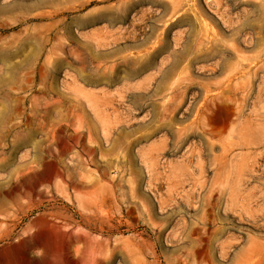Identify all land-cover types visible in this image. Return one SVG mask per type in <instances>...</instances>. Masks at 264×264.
I'll return each instance as SVG.
<instances>
[{"label":"rangeland","instance_id":"rangeland-1","mask_svg":"<svg viewBox=\"0 0 264 264\" xmlns=\"http://www.w3.org/2000/svg\"><path fill=\"white\" fill-rule=\"evenodd\" d=\"M145 5L140 0H0V45L12 46L18 58L9 63L22 64L23 71L44 63L50 52L52 60L59 40L62 47L85 35L68 36L62 21L84 12L93 18L86 30L115 26L121 29L120 42L129 35L140 42L151 32L144 16H155L156 52L191 51L166 82L170 87L184 80L180 88L186 100L169 125L154 132L156 137L167 132L170 139L160 157L166 171L153 184L138 150L48 156L51 142L16 145L14 134L6 133V125L24 123L22 118L0 124V264H264V0H146ZM21 43L28 48L20 50ZM201 45L217 55L196 59L193 52ZM224 58L232 68L233 98L226 101L232 115L211 150V157L220 159L209 162L202 147L205 176H198L195 153L192 176L176 184L167 175L178 173V162L202 143L192 137L176 140L170 129L176 133L192 122L194 108L218 90V80H226L229 71L219 65ZM173 63L174 57L157 60V79L159 70ZM243 70L251 79L245 101ZM6 84L12 82L0 81V91ZM227 143L233 144L223 156ZM167 160L170 167H164ZM216 166L221 196L211 191Z\"/></svg>","mask_w":264,"mask_h":264},{"label":"bare ground","instance_id":"bare-ground-1","mask_svg":"<svg viewBox=\"0 0 264 264\" xmlns=\"http://www.w3.org/2000/svg\"><path fill=\"white\" fill-rule=\"evenodd\" d=\"M54 45V44H53ZM59 45V44H58ZM200 45V43H199ZM56 46V45H55ZM54 46V47H55ZM18 47V46H17ZM12 46L10 44L8 45H0V68L4 71L0 72V81H6L7 79L10 80L12 82V85L10 84H6L4 87H2L1 91H0V104L2 105V107L0 108V124L3 123V122H6L7 120L9 119H13L14 116L16 117H20L24 120V123H21V124H27L28 127H30L32 130L36 129L37 131V128L39 130H44L46 131V129H43L44 127V124L50 120L53 116H60L61 118H64V117H67V115H69L68 111L66 109L63 110H58V107H59V104H61L58 100H55V99H50L48 98L49 96L47 95V83L46 82L48 79H53V75H55V73H57L56 71H58L60 68H62V64H61V61L60 59L57 60V57H59L58 55L56 56L54 53H53V58L52 60H49L50 56L52 55V52H50V55H48L46 58L47 60L44 62V63H37L35 62L34 65H31L26 71H23L19 68L20 65L22 64H11L9 63V59L14 56H18V53L17 52H12L11 50ZM20 50H25L28 48V46L25 44V43H21V45H19L18 47ZM53 48V47H52ZM13 49V48H12ZM17 49V48H16ZM40 51L43 49L39 48ZM18 50V49H17ZM17 50H14V51H17ZM39 51V50H38ZM54 52V51H53ZM191 51L189 50V48H184L183 50H180L178 53H175V58H174V63L171 65V67L169 68H164L161 72V75L159 76L158 78V82L156 84V89L154 90L155 91V99L154 101H152V109H153V120H155L156 122L158 121L159 122V125L157 127H154L152 128L150 125L151 121L152 120H148L145 124H141V123H137L136 125H131L130 128L128 129H120V132H121V135H118L116 137V139H108L110 138L107 134V143L110 144V148H120V149H123V150H126V151H130V148L132 146H137V150H138V153L140 154L139 156L141 157V161L143 163H145L144 165H146V168H147V172H148V183L150 184H153L155 183V181L157 179H159V175L162 174L164 171L161 170V156L165 154V150H166V147L168 145V140H169V136H167V132L160 135V137L153 141V142H150L148 145H141L143 141H147L149 137H151V134L152 132L156 131L157 129H159L160 127L164 126V125H169L168 122H169V119L171 117H173L172 115H176L177 113H179L178 111H180V108H181V105L183 102H185L186 100V91L185 89L183 88H180L182 83H184V80L183 81H177L176 79V82L174 80L170 81V82H173L172 84H174V82L176 83L175 86H169V83L168 85H166V82L169 80L170 78V74H171V71H173L174 68L178 67L187 57L190 56V53ZM23 53V52H22ZM58 53V52H57ZM150 53V52H149ZM194 57L196 59H200V60H203L205 61L206 59H208L209 57L211 56H215L217 55V51L214 50V49H211L209 50L208 47H206L204 49L203 45H201V47L197 48L194 52ZM227 53V52H226ZM143 54V53H142ZM37 55V54H36ZM132 55V54H131ZM137 55V54H135ZM148 55V54H147ZM22 56V55H21ZM46 56V55H45ZM141 56H144V55H141ZM229 56V55H228ZM13 57V58H14ZM23 57V56H22ZM26 57V56H25ZM37 57V56H36ZM49 57V58H48ZM61 57V56H60ZM59 57V58H60ZM128 57V56H126ZM138 57V56H137ZM15 58H18V57H15ZM14 58V59H15ZM123 58V57H122ZM125 58V56H124ZM123 58V59H124ZM142 58V57H141ZM10 59V60H11ZM20 59V58H19ZM131 59V58H130ZM225 61L223 64H219L220 65V69L222 72H225L226 70H228V75L226 77V80H218L216 83H215V87L218 88V90L214 93H212V95L210 97H207L206 101H204V105H202L203 107H195L196 105H193V101H191V105L193 106L195 110V118L193 119L192 122L190 123H187L185 125H183V127L181 126V129L179 132H176L173 130V129H170V132L173 134V137L174 139L176 140H182V139H185L187 137H192V138H195L197 139L199 142L202 143L201 146H198V145H195L192 149H191V152H188L189 154H187L183 159L182 161L178 162V170L179 172L172 175L171 173L167 175L168 179H172L176 182V184H181L183 183L184 181H186L189 177L192 176V172L190 169V166L193 162V157L195 155V153L197 154V158H196V161H195V166L198 168V176L203 178L205 176V164L201 161V156H202V153H201V148L203 147L206 151H207V155H209L211 157L212 153H211V150L214 148L215 146V140L216 139H219L221 138L222 134H223V131L225 130L226 126H227V123H228V120L229 118L231 117L232 113L229 109V105H226V101H230L231 98H233V96L231 97V94H232V91H233V74L231 75L232 73V68H227V58H224ZM18 60V59H16ZM25 60V59H23ZM54 60V61H53ZM63 60V58H62ZM128 60V59H127ZM64 61V60H63ZM126 61V60H125ZM130 61V60H129ZM133 61V60H132ZM23 62V61H22ZM40 62V61H38ZM140 62H141V59H140ZM122 63V62H121ZM128 63V62H127ZM134 63V62H132ZM32 64V63H31ZM99 64V63H98ZM131 64V63H130ZM64 65V64H63ZM102 65V64H100ZM112 65V64H111ZM132 65V64H131ZM135 65V64H134ZM130 66V65H129ZM82 67V66H81ZM97 67V66H96ZM107 67V66H106ZM109 67V66H108ZM114 67V66H113ZM132 67H135V66H132ZM152 67V66H151ZM112 68V67H111ZM115 68V67H114ZM113 68V69H114ZM136 68V67H135ZM144 68V67H143ZM0 69V70H1ZM112 69V70H113ZM116 69V68H115ZM160 69V68H159ZM62 70V69H61ZM104 70V69H103ZM102 70V73L104 72ZM110 70V69H109ZM111 70V71H112ZM137 70V69H136ZM158 71V70H157ZM135 72V71H134ZM91 73V72H90ZM102 73H100L102 75ZM93 74V73H92ZM105 74V73H103ZM119 74V73H118ZM128 74V73H127ZM133 74V73H132ZM136 74V73H135ZM154 74V73H153ZM113 75V74H112ZM152 75V74H151ZM243 75H244V80L242 78V81L243 82V90H244V94H243V97H242V101H245L246 99V92H248L251 88V79H249V76L247 75V71L246 70H243ZM56 76V75H55ZM157 76V75H156ZM93 77V76H91ZM172 77V76H171ZM243 77V76H242ZM55 78V77H54ZM90 78V77H89ZM111 78V77H110ZM126 78V77H125ZM152 78V77H151ZM51 79V81H52ZM85 79L87 80V77L85 76ZM116 79V78H114ZM150 79V77H149ZM179 79V78H178ZM246 79V80H245ZM84 80V78H83ZM91 80V79H90ZM106 80V78L104 79ZM110 80V79H109ZM241 80V79H240ZM88 81V80H87ZM93 81V80H92ZM99 81V80H98ZM119 81V80H118ZM117 81V82H118ZM150 81V80H148ZM66 82V81H65ZM91 82V81H89ZM94 82V81H93ZM102 83V81H99V83ZM110 82V81H109ZM112 82V81H111ZM121 82V80H120ZM125 82V81H123ZM68 83V82H67ZM67 83H63L64 85L66 84V86H70V84H67ZM108 83V81L106 82ZM113 83H116V82H113ZM156 83V82H155ZM74 84V83H73ZM72 84V86H73ZM105 84V83H104ZM122 84V82H121ZM54 85V83H53ZM119 85V83L117 84V86ZM125 85V84H123ZM122 85V86H123ZM49 86V84H48ZM65 86V89L67 90ZM75 86V85H74ZM70 86V89L73 88L74 90L76 88H74ZM106 86V84H105ZM108 86V85H107ZM116 86V85H115ZM113 86V88L115 87ZM53 87V86H51ZM111 87V86H110ZM56 88V87H55ZM83 88V87H82ZM118 88V87H117ZM116 88V89H117ZM124 88V87H123ZM54 89V88H53ZM69 89V88H68ZM69 89V90H70ZM103 89V88H102ZM105 89V88H104ZM104 89L102 91H104ZM50 90V88H49ZM55 90V89H54ZM73 90V91H74ZM78 90V89H77ZM80 90H83V89H80ZM78 92L80 95L82 96H79V94L75 93L77 96V98H79L78 100L79 101H82L80 100V97H86L87 95H85V91H83V94L82 91ZM109 90V88H108ZM113 90V89H112ZM58 91V90H57ZM64 91V90H63ZM62 91V92H63ZM71 91V90H70ZM71 91V92H73ZM74 91V92H75ZM106 91H107V88H106ZM111 91V90H110ZM105 92V91H104ZM115 92V91H114ZM120 92V91H118ZM117 92V93H118ZM124 92V91H123ZM122 92V93H123ZM47 93V94H46ZM70 93V92H69ZM69 93H66L69 95ZM102 93V92H100ZM110 93V92H109ZM116 93V94H117ZM121 93V92H120ZM122 93L121 94H118L120 96H122ZM62 94V93H61ZM71 94V93H70ZM74 94V93H73ZM71 94V95H73ZM99 94V93H97ZM96 94V95H97ZM125 94V93H123ZM45 95H47L45 97ZM52 95V94H50ZM70 95V96H71ZM111 95V94H110ZM53 96V95H52ZM57 96V95H56ZM105 96V95H104ZM124 96V95H123ZM235 96V95H234ZM94 97V96H93ZM97 97V96H96ZM119 97V96H118ZM126 97V96H125ZM124 97V98H125ZM52 98V97H51ZM56 98V97H55ZM73 98V97H72ZM102 98V97H101ZM107 98V97H106ZM115 98V96L113 97V99ZM122 97H120L121 99ZM56 99H59L56 98ZM61 99V98H60ZM76 99V97H75ZM112 99V98H110ZM112 99V101L114 102V100ZM119 99V100H120ZM43 100L46 105H45V109L42 110L39 105V102ZM71 101H73L72 99H69ZM78 100H76V102H79ZM84 100V99H83ZM93 99H91L92 101ZM107 100V99H106ZM117 100V99H116ZM122 100H124L122 98ZM65 101V100H64ZM64 101L62 103H64ZM75 101V100H74ZM90 101V100H89ZM90 101V102H91ZM111 102V100H109ZM108 101V102H109ZM219 101H224V103L222 105L219 104ZM232 101V100H231ZM69 102V101H68ZM125 102V101H124ZM137 102V101H136ZM236 102V100H235ZM82 103V102H81ZM123 103V102H122ZM240 103V102H239ZM43 104V102H42ZM68 104V103H67ZM72 103H70L71 105ZM78 104V103H77ZM80 104V103H79ZM78 104V105H79ZM85 104V103H84ZM91 104V109H95V107L92 106V102L90 103ZM93 104H94V101H93ZM114 104V103H113ZM117 104V103H115ZM121 104V103H120ZM64 105V104H63ZM69 105V104H68ZM69 105V106H70ZM74 105V104H73ZM76 105V103H75ZM74 105V106H75ZM97 105H98V102H97ZM124 105V104H123ZM127 105L130 106V103ZM240 105V104H239ZM67 106V107H69ZM85 106V105H83ZM101 106V105H99ZM115 106V105H114ZM133 106V105H132ZM131 106V107H132ZM143 106V105H142ZM82 107V106H81ZM106 107V106H104ZM113 108V112H114V115L110 112H106L107 110H109V106L106 107L105 109V112L103 111V113L97 115V116H100L103 121L104 119H109V120H114L116 122H118V125L120 124L119 122L120 121H125V119H129L128 117H130V115L132 116V112L130 111V108L127 107V106H122V105H118V106H111ZM123 107V108H122ZM146 107V106H145ZM144 107V108H145ZM150 107V106H149ZM62 108V106H61ZM72 108V107H70ZM74 108V107H73ZM80 108V106H79ZM86 108V107H85ZM108 108V109H107ZM133 110H137V107L134 108V106L132 107ZM232 108V107H231ZM239 108V107H238ZM74 109H78V106H76ZM103 109V108H101ZM129 109V110H128ZM139 109V108H138ZM191 109V107H190ZM79 110V109H78ZM86 110V109H85ZM99 110V109H98ZM135 110V111H136ZM144 110V109H142ZM145 113L147 112V108L145 109ZM193 110V109H192ZM240 110V109H239ZM81 111V110H80ZM79 111V112H80ZM95 111V110H93ZM130 111V112H129ZM139 111V110H138ZM152 111V110H151ZM150 108H149V114H150ZM69 112H71L69 110ZM75 111H72V113H74ZM85 112V111H84ZM193 112V111H192ZM71 113V114H72ZM93 113V112H92ZM100 113V112H99ZM135 113V112H134ZM143 113V112H142ZM145 113H143L142 116L145 115ZM76 114V113H74ZM74 114H73V120L76 118L74 117ZM82 113L78 114V115H82ZM97 112L95 111V116H96ZM130 114V115H129ZM84 115V114H83ZM87 115V114H86ZM128 115V116H127ZM147 115V114H146ZM72 116V115H71ZM70 116V118H71ZM96 116V117H97ZM135 116V115H133ZM150 116V115H149ZM149 116H146L149 117ZM82 117V116H81ZM80 117V118H81ZM86 117V116H84ZM141 117V116H140ZM180 117V116H179ZM15 118V117H14ZM69 118V117H67ZM79 118V121L81 120ZM83 118V117H82ZM88 118V117H87ZM135 118V117H134ZM134 118L132 117V119L134 120ZM138 119V117H136ZM142 118V117H141ZM18 119V118H17ZM37 120L38 119V127L36 128H33L34 124L33 125V122L34 120ZM53 119V118H52ZM56 119V117H54L53 121ZM59 119V118H58ZM66 119V118H65ZM93 119V118H92ZM101 119V120H102ZM126 119V120H127ZM131 119V121H132ZM143 119V118H142ZM145 119V117H144ZM172 119V118H171ZM170 119V120H171ZM35 120V121H36ZM57 120V119H56ZM70 120V119H69ZM68 120V121H69ZM85 119L83 118V121ZM87 120V119H86ZM95 120V119H94ZM100 120V118H99ZM98 120V121H99ZM100 120V121H101ZM140 120V119H139ZM173 120V119H172ZM22 121V120H21ZM52 121V120H51ZM52 121V123H54ZM60 121V120H58ZM82 121V122H83ZM93 121V120H92ZM99 121V122H100ZM107 121V120H106ZM111 121V122H112ZM137 121V120H136ZM144 121V120H143ZM247 121V119L245 120ZM56 122V121H55ZM72 122V121H71ZM96 122V121H95ZM110 122V123H111ZM115 122V123H116ZM157 122V123H158ZM73 123V122H72ZM85 123V121H84ZM84 123H80L79 122V128L80 127H83L85 124ZM91 123L93 122H90L89 125H91ZM102 123V121H101ZM100 123V124H101ZM110 123H107L110 124ZM123 123V122H122ZM127 123V122H125ZM83 126H82V125ZM94 124V123H93ZM105 124V122L103 123V125ZM112 124H114L112 122ZM128 125L131 124L130 122L127 123ZM26 125V126H27ZM73 125H75L73 123ZM88 125V126H89ZM96 125V124H95ZM99 125V124H98ZM97 125V126H98ZM102 125V124H101ZM102 125V126H103ZM115 125V124H114ZM171 125V124H170ZM17 124H14L13 126H8L6 127V133L8 134H14V136L16 138L15 139V144H19V145H23L24 146L26 145V140L24 139L25 135L22 136L21 134H19L18 131H15L16 128H17ZM20 126V125H19ZM50 126V124H49ZM48 126V127H49ZM77 126V125H76ZM86 126V125H85ZM101 126V127H102ZM116 126V125H115ZM51 127V126H50ZM78 127V126H77ZM93 127V126H92ZM95 127V126H94ZM105 127V125L103 126V128ZM120 127H121V124H120ZM21 128V127H20ZM46 128V127H45ZM53 128V126H52ZM51 128V129H52ZM84 128V127H83ZM106 128V127H105ZM104 128V129H105ZM111 128V127H110ZM5 129V128H4ZM28 129V128H27ZM90 129V128H89ZM100 129V128H99ZM113 129V127H112ZM164 129V128H163ZM31 130V131H32ZM86 130V129H85ZM92 130V128H91ZM90 130V131H91ZM107 130H108V127H107ZM105 130V131H107ZM110 130V129H109ZM109 130L107 132H109ZM115 130V129H114ZM149 130V131H148ZM151 130V131H150ZM177 130H179L177 128ZM25 131V130H24ZM28 131V130H27ZM30 131V130H29ZM54 131V130H53ZM88 131V130H86ZM96 131V129H95ZM162 131V130H161ZM164 131V130H163ZM162 131V132H163ZM22 133V130L20 131ZM40 132V131H39ZM50 132V131H49ZM52 132V131H51ZM98 132V131H97ZM116 131L112 132L115 133ZM136 132H139L140 133V136L139 138H134V139H131L132 136L134 133ZM48 133V132H47ZM46 133V134H47ZM89 134H91V132H88ZM117 133V132H116ZM138 133V134H139ZM160 133V132H159ZM49 134V133H48ZM55 134V133H54ZM102 134H106V133H103ZM112 134H110V136H112ZM120 134V133H119ZM169 134V133H168ZM28 135V134H27ZM40 135V134H39ZM52 135V134H51ZM57 135V133H56ZM99 135V134H97ZM35 136V135H34ZM37 136V135H36ZM48 137H50L49 135H47ZM93 136V135H91ZM104 136V137H106ZM132 136V137H131ZM153 136V135H152ZM33 137V135H32ZM54 137V136H52ZM82 137V136H81ZM90 137V136H89ZM96 137V136H95ZM131 137V138H130ZM13 138V137H12ZM80 138V137H79ZM102 138V137H101ZM145 138V139H143ZM55 139H59V138H55ZM89 139V138H88ZM95 139V138H94ZM97 139V138H96ZM29 140V139H28ZM54 140V139H53ZM104 140V139H103ZM40 141V140H39ZM56 141V140H55ZM62 141V140H60ZM91 141V140H90ZM92 141H94L92 139ZM14 142V140H13ZM30 142V140H29ZM33 142V141H32ZM53 142V141H52ZM34 143V142H33ZM39 145L40 142H38ZM57 143V142H56ZM106 143V144H107ZM14 144V143H13ZM14 144V145H15ZM28 144V143H27ZM66 144V142H65ZM233 143H227L225 145H223V153L222 155H226L228 154V151L230 149V146L232 145ZM39 145H37L39 147ZM98 145V144H97ZM108 145V144H107ZM28 146V145H27ZM62 146V145H61ZM59 146V147H61ZM68 146V144L66 145ZM100 146V145H99ZM139 146V147H138ZM67 148L69 147H66V151H67ZM41 149V146L40 148ZM61 149V148H60ZM37 150V149H36ZM59 150V149H58ZM35 151V150H34ZM69 151V149H68ZM37 152L41 153V151L37 150ZM43 152V151H42ZM64 152V150H63ZM91 152V151H90ZM65 153V152H64ZM119 153V152H117ZM37 154V153H36ZM62 154V151L60 153V155ZM126 154V153H125ZM130 154V153H129ZM43 155V154H42ZM221 156V159L225 158ZM56 157V156H55ZM58 158V157H57ZM220 158H218L217 156H213L211 157L209 160V162H213L215 163L216 160H218ZM128 161V160H127ZM126 161V162H127ZM130 161V160H129ZM118 163H119V160H118ZM125 163V162H124ZM170 161H163V164L164 167H170ZM131 165V163H130ZM222 179V173L221 171L219 170V168L216 166L214 167L213 171H212V179H211V182H212V188H211V191H216L218 193V196H221V194H223L224 190H222L220 187H217L215 186L216 183H218L220 180ZM225 179L227 181H229V175H227L225 177ZM161 200V199H160ZM105 202V201H104ZM162 202V201H160ZM102 205V204H101ZM104 205V203H103ZM114 205V204H112ZM145 205V204H144ZM143 205V206H144ZM147 207V206H145ZM144 207V209H145ZM131 208V206H130ZM133 209V208H131ZM147 209V208H146Z\"/></svg>","mask_w":264,"mask_h":264},{"label":"crops","instance_id":"crops-1","mask_svg":"<svg viewBox=\"0 0 264 264\" xmlns=\"http://www.w3.org/2000/svg\"><path fill=\"white\" fill-rule=\"evenodd\" d=\"M140 2H141V5L143 7L146 6L145 5L146 0H140ZM144 20H146L148 22V27H151V32L148 31L147 36H145L142 40H140V42H133L132 38L129 35V36H125L123 38V42H120L121 39L118 36V34L121 32V29H118L115 26H113V28H111V27L99 28V29H96L93 31L86 30L88 28L87 27L88 25L93 24V18L88 12H84V13L79 14V15H73L72 17H69L68 20H66L65 18L62 19L63 24L66 26L68 36H70L71 34L77 33V31H79V32L83 31L85 33V35L79 36L80 38H78V41L76 43H70L68 45H62V47L60 44H64L63 42H61L59 40V42L57 43V44H59L58 48H57L58 49L57 55L59 57L61 56L60 58L57 57V60L60 59L61 64H62V68H60L58 71H56L57 72V73H55L56 76L53 75V79L51 78L52 81H51V79H48L46 81V82H48L47 88L49 87L50 90L48 88L47 89L48 94L46 93L49 97L47 95H45V97L47 96L50 99L58 100L61 103V104H59L58 110L60 109V110L64 111V109H66L69 113V115H67V117H69V118H67V117L61 118L60 116L59 117L53 116L52 118L54 119V117H56L57 120L55 119L53 121L52 118L50 120H48L44 124V127H43V129H46V131L39 130L37 128L38 127L37 125L39 122L38 119L37 120L35 119L36 121L34 120V122H33V125L36 124V125H34L33 128L36 127L37 131H36V129L32 130L30 127H28L27 124H19L21 128L17 127L15 131H18L19 134H21V135L24 134L25 136L24 135H22V136L25 137L24 138L25 140L27 139L26 140L27 142H29V140L32 141V140H39V139L47 141V142H51L52 144L50 146H48V148H46L49 151L46 153V155H48V156L49 155L50 156H70V157H77L78 158V157H82V156H86V155H88V156L89 155H101V153H103V152L108 153L110 155H117V154L121 155L126 150H123L120 148H116V149L110 148V144L106 142L107 141V136H106L107 134H109L108 136L110 137L108 139H111V140L116 139V137L118 135H121L120 129L126 130V129L130 128L131 125H133V124L136 125L138 122L141 124H145L148 120H152L150 125H152L151 127L154 128L155 127L154 125L158 121L156 122L155 120H153V109L151 107L152 106L151 104H152V101H154V99H155V97H154L155 91L154 90L156 89V84H157V80H158L157 76H156L157 75V60H161V61L170 60L173 57L175 58V54H173L171 52L164 51V49H163V51L156 52V49H155V16H152V17H150L148 15H147V17L144 16ZM150 22L152 23V25H150ZM137 46H139V47H137ZM139 48H140V52L137 51ZM135 54H137V55H135ZM141 55H144V56H141ZM124 56H125V58H124ZM126 56H128V57H126ZM62 58L64 61L62 60ZM140 59H141V62H140ZM132 62H134V63H132ZM100 64H102V65H100ZM132 66H135L136 68L132 67ZM102 70L104 71L103 73H105V74L102 73ZM162 70L163 69H160L159 71L162 72ZM100 73H102V75ZM85 76L87 77L88 81L85 79ZM91 76H93V77H91ZM149 77H150V79H149ZM83 78H84V80H83ZM105 78H106V80H104ZM114 78H116V79H114ZM98 80L102 81V83L101 82L99 83ZM120 80H121L122 84H121ZM148 80H150V81H148ZM89 81H91V82H89ZM107 81H108V83H106ZM123 81H125V82H123ZM113 82H116V83H113ZM53 83H54V85H53ZM63 83L70 84L71 87H73L75 85L74 88H76L75 90L78 92L80 89H83V90H80V92L82 91L81 94H83V91H85L84 93L87 96L85 97L83 94L84 97H80V100H82V101H79L78 100L79 98H77L78 95H76L78 92H76L73 88L70 89V86H68V85L66 86V84L64 85ZM104 83L106 84V86ZM118 83H119V85L117 86ZM48 84H49V86H48ZM72 84H73V86H72ZM123 84H125V85H123ZM51 86H53V87H51ZM65 86H66L67 90L65 89ZM113 86H115V87L113 88ZM68 88L71 91L74 90L75 92L74 91L71 92ZM102 88L103 89L105 88L104 89L105 92L102 91L103 90ZM106 88H107V91H106ZM108 88H109V90H108ZM118 91H120L121 93L124 91L123 93H125V94L122 93V96H120L118 94H121V93ZM69 92L71 94H73V93L74 94L71 95ZM100 92H102V93H100ZM66 93H69V95ZM97 93H99V94H97ZM50 94H52L53 96ZM79 96H82V95L79 94ZM114 96H115V98H114L115 100L113 99ZM55 97L56 98L59 97V99H56ZM75 97H76V99H75ZM120 97H122L124 100H122V98L120 99ZM110 98H112L114 100V102ZM69 99H72L73 101H71ZM91 99H93V100L91 101ZM76 100H78L79 102H76ZM89 100L92 102V106L94 105L93 107L96 106L95 109L94 108L91 109V104H90L91 102ZM109 100H111V102ZM63 101H64V103H62ZM93 101H94V104H93ZM42 102H43V104H42ZM97 102H98V105H97ZM67 103L69 105H70V103H72V104L69 106ZM75 103H76V105H75ZM77 103L78 104L80 103V104L78 105ZM115 103H117V104H115ZM127 103L128 104L130 103V106L127 105ZM39 105L40 106L42 105L40 107L42 110H44L46 108L45 107L46 103L43 100H41L39 102ZM83 105H85V106H83ZM99 105H101V106H99ZM114 105L115 106H118V105L127 106L130 108V111L132 112V116L129 114L130 115V117H128L129 119L126 118L127 120L125 119V121L119 122L121 124V127H120V124L118 125V122H116L114 120L112 121V120L106 119L107 120L106 121L104 119V121H103V119L100 116H97V115L103 113V111L105 112V109L108 106H109V110H107L106 112H110L114 115L113 108L111 107V106L115 107ZM132 105L134 106V108L137 107V110L135 109L136 111L133 110ZM61 106H62V108H61ZM67 106H69V107H67ZM76 106H78L79 110L74 109ZM79 106H80V108H79ZM104 106H106V107H104ZM70 107H72V108H70ZM101 108H103V109H101ZM146 108H147V112L145 113ZM149 108H150V111L152 110L150 112V114H149ZM142 109H144V110H142ZM69 110L71 112H69ZM93 110H95L97 112V114H96L97 117L95 116V111H93ZM72 111H75L74 113H76V114L72 113ZM82 112L84 115L83 114L78 115ZM142 112L145 113L144 116H142L143 115ZM73 114H74V117H76L74 120H73ZM133 115H135V116H133ZM70 116H71V118H70ZM81 116L85 119L84 120L85 123H84L83 118ZM84 116H86V117H84ZM146 116H149V117L146 118ZM132 117L133 118L135 117L134 120L132 119ZM136 117H138V119ZM144 117H145V119H144ZM79 118L81 119L80 121H79ZM99 118H100V120L102 119L101 120L102 123L99 120ZM131 119H132V121H131ZM51 120L54 123H52ZM58 120H60V121H58ZM71 121L75 125H73V123ZM111 121L116 126L114 124H112ZM6 122H4V124ZM79 122L84 123L86 126L85 125L83 126L81 124L84 128L80 127V129H78L79 128V125H78ZM90 122L94 123V124L91 123V125L93 127L89 125ZM104 122H105L104 125L106 127V128L104 127L105 129L103 128ZM125 122H127V123L130 122L131 124L128 125ZM107 123H110V124L107 125ZM49 124L51 127L49 126ZM52 126H53V128H52ZM22 127H24V128H22ZM107 127H108V130L110 129L109 132H107L108 131ZM112 127H113V129H112ZM91 128H92V130H91ZM85 129L88 131H86ZM95 129H96V131H95ZM21 130H22V133L20 132ZM105 130H107V131H105ZM114 131H116L117 133L115 132L112 134V132H114ZM88 132H91V134H89ZM102 132L106 133V134L103 135ZM154 132H152L151 137H149L147 141H143V142H149V141L153 142L156 139H158L160 137V135H159V137H156ZM56 133H57V135H56ZM138 133L139 132L134 133L132 135L134 137L131 136L132 138L131 137L130 138L131 139L139 138L140 133L139 134ZM97 134H99V135H97ZM110 134H112V136H110ZM32 135H33V137H32ZM47 135H49L50 137H48ZM91 135H93V136H91ZM52 136H54V137H52ZM104 136H106V137H104ZM167 136H170V135L167 134ZM55 138H59V139H55ZM92 139L94 141H92ZM143 139H145V138H143ZM169 139H170V137H169ZM60 140H62V141H60ZM65 142H66V144H65ZM67 144H68V146H66ZM59 146H61V147H59ZM66 147H69V148H67V151H66ZM68 149H69V151H68ZM63 150L65 153L63 152ZM135 150H137L136 145L132 146L130 148V151H132V152ZM61 151H62V154L60 155ZM117 152H119V153H117ZM39 155H42V154H39Z\"/></svg>","mask_w":264,"mask_h":264}]
</instances>
